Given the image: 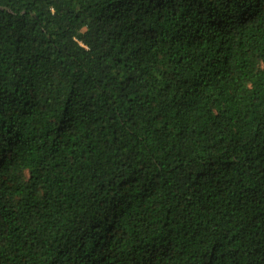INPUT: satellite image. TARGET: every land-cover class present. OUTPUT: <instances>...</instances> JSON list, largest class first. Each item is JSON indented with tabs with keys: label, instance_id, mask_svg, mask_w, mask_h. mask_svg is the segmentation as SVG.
Masks as SVG:
<instances>
[{
	"label": "trees",
	"instance_id": "16d2710c",
	"mask_svg": "<svg viewBox=\"0 0 264 264\" xmlns=\"http://www.w3.org/2000/svg\"><path fill=\"white\" fill-rule=\"evenodd\" d=\"M0 264H264V0H0Z\"/></svg>",
	"mask_w": 264,
	"mask_h": 264
}]
</instances>
